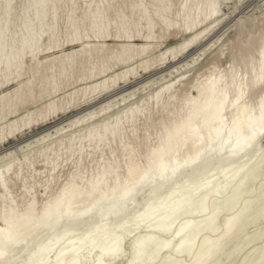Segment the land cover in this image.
Masks as SVG:
<instances>
[{
  "label": "rangeland",
  "instance_id": "rangeland-1",
  "mask_svg": "<svg viewBox=\"0 0 264 264\" xmlns=\"http://www.w3.org/2000/svg\"><path fill=\"white\" fill-rule=\"evenodd\" d=\"M165 2L170 4V7L166 12L165 20H162L156 14L161 4V1L157 0H46L47 7L44 9L45 15L43 14L44 20H42V25L44 24V28L45 26L47 27L45 28L47 31L45 32L46 34L43 33L40 37L38 46L39 50H36L38 52L31 55L26 50L22 54L17 68H12L8 73L3 70H1L2 72L0 71V95H6L5 99L3 98L0 101V111L3 109L2 113H5V111H10L16 107L19 111L16 113L17 116L13 118L26 114V112L31 113L33 118H38L37 115H41L40 119L30 123L21 130L16 131V133L11 137H0V172L6 181V190H2L0 188V195L3 194L4 197V202H0V211L3 210V208L7 209L10 206L13 208L17 207L16 210L21 213L30 202L36 201L34 204H36L35 209L38 212L42 205L48 199L52 198L59 191V189L73 177L79 181V184L81 181L82 184L80 185L84 188V186L86 187L88 180L91 177H94L100 168L105 166L114 165L116 173L121 177L125 174L126 167H124V165L126 166L128 162L136 164L139 163L138 165L142 167L146 162L147 153L152 149V147L154 148L158 145L162 136L161 134L163 133L162 127L168 124L172 119L181 115L185 110V105L187 106L186 108H188L190 97L196 94L193 86L198 85L199 82H203L205 77H207L211 72L216 74L217 72L216 70L214 71V69L218 68V71L227 72L232 67L240 68V59L244 54H246V50L252 46L257 47L264 33V0H224L219 8H222L219 10V19L217 18L216 21L202 23L192 32H186L183 29L180 17L178 16L180 5L184 2V0H165ZM5 4L6 0H0V24L8 22L11 28L10 32L12 33V35L8 36V39H12L13 47L17 48L20 43L21 35L23 34L24 22L28 18L30 21L31 18L33 19L36 14L34 12L36 6L31 5V0H11L10 7L6 12L4 10ZM97 9H103L105 12L107 22L106 26H104L105 32L103 27L100 29L102 31L98 30V28L93 29L91 27L89 18L90 15ZM117 9L120 10L121 14L126 13L130 20L135 17V21L129 29L121 31V29H117L115 27V24H113L111 28L109 27L108 14H115ZM52 18L55 20L53 21ZM69 18L78 26L76 32L72 31V24L69 21ZM85 20L88 21L86 30L84 28ZM142 20L143 24H141ZM148 20L152 25H150V28L147 25ZM27 22H29V20ZM32 22V25L35 24L34 26H36L35 21ZM50 26L54 31H50ZM33 28L35 27H32V31L36 29ZM201 31L202 34L198 37L196 42L185 47L186 50L185 48L183 49L185 51L182 49L180 51L176 50L173 52V55L170 51L169 53L166 51V49L177 46L193 34ZM81 33H83V35H81ZM149 33L150 39L145 38V36ZM78 36L80 37V40ZM72 38L75 39V43ZM41 41L43 43L42 49ZM82 44H90L87 47V51L71 54L72 51L80 48ZM125 44L130 45L131 47L128 49H121L119 47L120 45ZM144 45L146 47L143 50L140 47ZM122 55H132L134 58L127 64H123L119 62V58ZM67 66L69 67V70ZM105 68L106 71L104 74L94 76L100 69ZM0 69H3V66ZM129 69L133 70L132 72H128L126 77L119 81L113 83L111 82L113 76ZM91 73H93V76L88 78ZM196 74L197 76H195ZM53 81L54 83L52 84ZM102 81H106L104 85L102 84ZM94 85H96V87H93ZM166 85L169 86L167 89L158 91V89ZM262 91L263 87L258 88L248 99L255 100L258 96H260ZM188 92L190 95H188ZM153 95H156L155 98ZM8 99H10V101ZM186 101L188 104H186ZM132 108L135 110V112L133 110L135 113L133 119L134 122L130 121V116L132 114L130 109ZM118 115L120 117V126L122 128V134H120L119 137L113 138L114 140L112 138H108L106 139V142L104 141L101 143L88 140V130L94 127V134L101 136L103 134V127L101 126L104 124L103 122H106L107 125H112L114 116ZM7 118L9 119L10 116ZM2 124V121H0V126ZM72 135H74L73 138ZM71 138L72 141H70ZM261 144L264 146V138L261 140ZM131 146L132 149H130ZM261 153V149H257V147H255L237 155L231 163L227 160L215 159L194 169L192 167H185L181 172L180 170L178 171L175 178L167 181L159 187H153L151 184L145 185L134 197L133 201H131V203L129 202V206L122 215H119L114 219L100 217V214L107 209L105 207H108L111 203L119 199L118 194H116L110 200L87 209L83 212V214H78L77 219H75V217L74 221H69V223L71 222L70 224L65 226L62 225L58 231L65 229L64 227L66 226H70L69 228L71 231L69 236L74 239L75 237L77 238L80 235H83L91 228L102 223H107L109 225L108 229L113 230L118 229L119 224L127 222L125 226L130 227L126 229L129 230L127 231L129 234V232H131L130 230L132 229V225L131 222L125 221L126 218L130 219L132 214L141 212L148 204H155L158 200H162L171 187L177 185L181 186V184L191 186L193 183H196L195 180H205L209 175L214 173L222 174L225 172L226 168L231 166L238 167L242 165L245 168H253V166H257L254 168L256 173L252 172L254 169L249 170L253 174L252 177L249 176V178L251 177L252 179H249L250 181L248 185L245 184L246 190H248L246 191L244 187L242 193L240 194L242 197H238V199H236L237 203L232 201L235 203V207H233L234 204L232 203L229 205L230 202H227L228 199H226L229 198L230 193H232L231 190L234 189L235 182L232 181V185L231 183L229 184L231 185L228 188L229 190H225L228 192L224 191L222 194L219 193V195L214 194V196L210 195L211 197H207V199H209L207 200L208 204L205 201V204H207V206L205 205L207 209L205 214H203L205 211L202 213L198 212L199 209L195 211L196 214H191L189 213V209H193V207H187L188 209H183L181 211L182 213L180 212L176 215V219H173L175 224L171 222L172 224L170 225L172 229L170 228V230H175L184 220L190 218H193L195 222H199L202 219L201 217L204 218V216L208 215L214 207L218 206L219 209L225 207V211H223L222 209L224 208H222V211L220 210L222 213L219 212V220L218 218L217 222L215 220V223L217 224L214 223V225H216L215 231H219L218 233L220 234L223 229V225L221 224H223L222 220L224 217L230 214H236V211L238 213L242 209H245L246 212L243 211V217H241L243 220L240 221L243 222L240 223V225H242L241 231L244 232H241L239 229V233L237 232L238 235L234 234L235 236L228 240L226 246L221 249L219 256L217 255L213 261L211 260L210 263H208L224 264L226 257L227 259L231 257L230 260L235 258L233 261H230V263L233 262L232 264L235 262L238 264V262L243 260L245 257L249 260L251 257L248 258V256H251L253 252L249 250L251 247L247 246L246 248V243H248L247 245L249 246L251 243L256 244L253 245L255 247L251 244L254 248V252L257 248H260V251L258 249L256 251V253L259 254V257L256 253H254L257 255V259L256 255L252 256L256 259L254 262L253 258L249 261L245 258L244 261L248 264L255 263V261L258 262L257 260L260 261L263 259L262 256L264 254L261 246V244H264L262 243V240L264 242V236H262L264 235V231L262 232V230H264V178L262 177L264 176V166H262L264 165L262 164L264 163V155ZM129 154L131 156H128ZM257 154H261V156H257ZM123 155L125 159H123ZM182 155H184L183 151L179 153L180 157ZM258 157L260 159H258ZM261 158L263 160H261ZM123 161L125 163H123ZM255 161L256 164L254 163ZM258 163H260V167ZM10 165H12V167ZM9 166L11 168H9ZM19 169L21 171H19ZM256 169L259 170L257 171ZM259 171H261V173ZM261 174L262 176H260V178L259 175ZM253 177L255 179H253ZM253 180H256L255 184ZM111 182L112 178H109L108 183ZM261 182L263 183L261 184ZM257 185L261 190L256 188ZM252 186L254 190L251 189ZM257 190H259V193ZM249 191L252 195L255 191V194L253 196H249ZM181 192L183 191H180L179 194H182ZM246 193H248V195ZM256 194H259L260 196ZM257 196L259 197L257 198ZM211 198L213 200L215 198L218 204L220 203L219 201H222L221 204L223 205L227 203L226 205L228 209H226V205L222 206L219 204V206L215 202L217 204L216 206L213 200L211 201ZM216 198L220 199L218 200ZM245 198L247 201L251 198H254L255 200L251 199L249 204L248 202H245ZM223 199L225 200V203ZM256 199L260 200L257 201ZM253 200L256 206L252 202ZM87 202L88 201L86 200L85 203ZM260 202L261 204H258ZM243 204H246L244 205L246 207H243ZM253 205L254 209L259 207L257 209L259 210L257 213L256 210L254 211L253 207L251 208ZM230 206H232L235 210L233 211ZM239 208L240 210L238 211ZM261 208L262 210H260ZM230 210H232V212ZM247 210L250 211L248 212ZM184 212L189 213V216L191 217H188V214ZM225 212L227 214H224ZM199 213H201V215H199ZM245 213L248 216V218H246L248 221L245 220ZM249 213L252 217L249 216ZM257 214L260 215L258 216L259 219L255 217ZM192 215H194V217ZM253 215L255 216L253 217ZM261 215L263 217H261ZM182 216L184 217L182 218ZM198 218H200L199 221H196ZM252 218L253 220L256 218L255 221L257 222H253L255 225L251 224ZM249 220H251L250 223H248ZM152 223L153 222L150 221L147 223H141L139 226L137 225L136 229L140 232H137L134 228L135 226H133V230L135 231L133 232L132 230L134 233L133 235L131 232L132 236H127L128 234L125 233L126 231L123 232L125 237L127 236L126 239L124 235L122 236L123 240L121 242V248H124L120 249L121 252H119L118 255L119 259L116 257L109 264H133L134 262L130 261L132 257V247L130 244H133L134 240L141 237L144 232L145 235L147 233H151L149 230H152V227H150ZM145 224H148L149 226H146ZM244 224L245 226L250 225L246 228L247 226L245 227ZM37 225L38 223L30 224L26 228L27 230L25 229L20 234V239L18 238L20 242L23 241L24 236L26 237L29 233L31 234ZM144 226H146V228ZM148 227L150 229H148ZM144 228L146 230L143 232ZM174 230L164 232V234L163 232H159V234L158 232L152 231L153 235L158 234V236H160L158 239H161L162 237L165 238V240L161 239L164 242L168 241L171 236L172 239L170 238L169 240L171 247L169 246L165 249V251L164 249L158 251L157 256L161 255V259L159 256L156 257L157 252L152 245L149 249V246L146 247L147 252L145 251L143 259L139 264H167L166 261L170 259L166 258H169L170 255H173L171 258L174 257L175 259H177L176 257L178 255L177 260L179 261L181 259L179 262L182 261L183 263L185 262V264H189L191 259L188 257H191L194 253H190L189 255L184 253H175V249L173 250V248L176 247L178 243L177 240L179 241V239L178 236H174ZM259 230L262 232H260V235L262 234L261 236L257 233ZM202 231L198 235L199 238H196L198 239V242L196 241V246L194 244L196 250L203 235L211 238L218 236V233L216 234L215 231V235L214 232L212 233L208 230L205 231V229ZM51 232V229L48 228V230L44 231L37 237V239H35L34 244L44 241ZM250 233L259 235V241L262 239L260 241L261 243L256 242L258 241L256 240L258 239L257 235V238L255 239V234L252 238V234ZM246 236L249 240L248 242L246 241L247 239L244 238ZM154 237H157V235H154ZM173 237L177 240H174ZM253 239L255 242L252 241ZM161 240L157 241L156 239L157 243H159V241L162 243L163 241ZM240 243L243 244L241 245ZM236 244H238V246ZM253 248H251L252 251ZM83 249L84 250H80L81 252H79V255L81 256H78L81 258H79V263L93 264L94 262L92 261H95V258L97 257L95 255H98V250L95 249L91 252L88 251L87 248ZM124 249L128 252V254H126L127 252H122ZM195 249H192V252H195ZM248 250L252 254L250 253L249 255ZM161 251L162 253L159 254ZM171 251L173 254H171ZM84 252L86 253L85 255L83 254ZM166 252H170V254H167ZM236 252L237 254L235 255ZM27 253L28 250L17 254L12 261H9L6 264H21L26 260ZM53 253L54 251L50 253L47 264L53 263ZM93 253L95 255H93ZM154 253L156 260L154 259V262H152L153 259H151V257L154 258ZM88 254H90L92 258L91 256L88 258ZM123 254L124 256H127L124 257ZM83 255L86 256L84 257L85 260H83ZM260 257L261 259H258ZM128 259L130 262H127ZM20 260L22 261L21 263L19 262ZM104 260L103 262L105 263L107 258ZM114 260L117 261L115 262ZM161 260L164 262H161ZM226 261L228 262L229 260ZM244 261L239 264H246ZM227 262L226 264H228ZM261 262L264 264V259L260 261V263L258 262V264H262ZM136 263L137 262L135 261L134 264Z\"/></svg>",
  "mask_w": 264,
  "mask_h": 264
},
{
  "label": "bare ground",
  "instance_id": "bare-ground-1",
  "mask_svg": "<svg viewBox=\"0 0 264 264\" xmlns=\"http://www.w3.org/2000/svg\"><path fill=\"white\" fill-rule=\"evenodd\" d=\"M10 1L11 0H6V4L4 6V10L6 12L8 11V9L10 7ZM157 1H161V4H160L156 14L158 15V17L160 19L165 20L166 12L169 9L170 4L165 2V0H157ZM223 1L224 0H184V2H182L180 5V11L178 14V16L180 17V20H181V26L183 27V29L186 32H192L198 25H201L202 23L216 21L217 18L219 19V17H220L219 10H221L222 8L221 9H219V8H220V5ZM46 4H47L46 0H31V5L36 6L35 11H34L36 14L34 13L35 15H34L33 19L31 18V21L28 18L24 22L23 34L21 35L20 43H19V46L17 48L13 47L12 39L11 40L8 39V36L12 35V33L10 32L11 28H10L8 22L0 24V68L3 66V69H0V71L3 70L4 72L8 73L10 71L9 69L17 68L19 65L18 63H20L19 62L20 58L22 57V54L26 50L31 55H34L35 52H38L36 50L38 49V46H39L40 37L43 35V33H45L47 31V29H45L47 27L45 26V28H44L43 27L44 24L42 25V20H44L43 16L45 15L44 9H45ZM100 9H97L96 11H94L90 15L89 19H90L91 27L93 29L98 28V30H100L103 27V30H104L105 29L104 26H106V23H107L106 22V15H105V12L103 11V9L102 10H100ZM28 20H29V22H27ZM54 20L55 19H53V21ZM32 21H35L36 26H34L35 24L32 25L33 24ZM69 21L72 24V31L76 32L78 29V26L76 25L75 22H72L73 20H70V18H69ZM167 21H168V19H167ZM149 22L150 21L148 20L147 25L150 28L151 23H149ZM164 23H165V21H164ZM32 27H35L36 29L33 28L35 30L32 31ZM52 27H53V25H52ZM51 28H49L50 31L53 30V28L52 29ZM50 31H48V32H50ZM100 31H102V30H100ZM104 32H105V30H104ZM53 34H54V32H53ZM123 34H124V31H123ZM201 34H202V31L197 32V33L193 34L191 37H189L187 40L178 44L177 46L170 47V48L166 49V51L168 53L170 51L173 55V52H175L176 50H179V51L181 49L183 50L185 47L196 42V40L198 39V37ZM50 36H49V38H50ZM76 36H77V33H76ZM149 37H150V33L145 36V38H149ZM73 38H74V36H73ZM78 38L80 40L79 36H78ZM86 38H87V36H86ZM74 40L75 39H73V41ZM74 43H75V41H74ZM89 45L82 44L80 46V48L72 51L71 54L77 53V52H85V51H87V47ZM119 47L121 49H128L131 46L125 44V45H120ZM145 47L146 46L144 45V46H141L140 48L144 50ZM185 50H186V48H185ZM185 50H183V51H185ZM161 54H162V52H161ZM172 55H171V57H172ZM161 57H163V56H161ZM33 58H34V56H33ZM133 58H134V56H132V55H127V56L122 55L119 58V62H121L123 64H127ZM66 63H67V61H66ZM21 64H22V62H21ZM217 69H214V71L216 70V72H217L216 74L214 72H211L207 77H205L203 82H201V83L199 82L198 85L193 86L194 87L193 89H195L196 94L190 97L188 108H186L187 107L186 105H185V107L183 105L184 109L185 110L187 109V110L186 111L184 110L185 112L183 111V113L181 112L182 113L181 115L172 119L168 124H166L162 127L163 133L162 134L160 133L162 135L161 139H160L158 145L155 146L154 148L152 147V149L147 153L146 162H145V164H143L142 167L138 165L139 163L136 164V163L128 162L126 166L124 165V167H126L125 174L123 177H121V176H119V174L116 173L114 165L105 166L103 168H100L98 173L94 177H91L88 180L86 187L84 186V188L81 187V185H80V184H82V182L80 181V184H79V181L73 177L71 180H69V182L64 184L52 198L48 199L42 205V207L40 208V210L38 212L35 209V206H36V204H34L36 202L35 199H34L35 202H33L31 200L32 202H30L26 206L24 211L21 213L18 210H16L17 207L13 208V207L9 206L7 209H4L2 207L3 210L0 211V264H6L9 261H12V259L15 256H17V254L22 253L26 250H28L27 258L24 262H22L20 260L19 262L20 263L22 262L21 264H47L50 253L53 251H54V253H53L54 254V257H53L54 260H53L52 264H80L79 258L81 256L79 255V252H81L80 250H84L83 248H87L88 251H91V252L95 249L98 250L97 251L98 255H95L93 253V255L97 256L95 258V261H92V262H94L93 264H109V263H111V261L113 259H115L116 257L118 258L119 252H121L120 249L124 248V247L121 248L122 247L121 242L123 240L122 239L123 238L122 236L124 235L123 232L126 231L125 233L128 234L127 231H129V230H126V229L130 228V227L125 226V224L127 222L119 224L118 229H113V230L108 229L109 225L107 223H102V224H99V225L91 228L89 231H87L83 235H80L77 238L75 237L74 239L70 238L71 236H69V233L71 231L69 228L70 226L64 227L65 229H62L61 231H58V229L62 225L65 226L67 224H70L71 222L69 223V221H72V220L74 221L75 219H77L78 214L79 215H80V213L83 214V212H85L87 209H89V208H91L97 204L104 203L105 201L110 200L114 195L118 194L119 199H117L116 201L111 203L108 207H105L107 209L104 210L100 214V217L114 219V218L118 217L119 215H122L126 211L127 207L131 203V201H133L134 197L138 194V192L145 185L151 184L153 187H159V186L165 184L167 181L175 178L176 175L178 174V171L180 170V172H181L185 167H187V168L192 167L194 169V168L199 167L200 165H203V164H205L209 161L215 160V159L225 160V161L227 160V161H229V163H231V162H233V159L237 155L241 154L242 152H245L246 150H249V149L255 148V147H257V149H261V152H262L261 154L264 155V146H263V144H261V140L264 138V33H263V36L261 37V40H260L257 47L252 46L246 50V54H244L242 56V58L240 59V68L232 67L227 72L226 71L225 72L218 71ZM68 70H69V67H68ZM132 70L133 69H131V70L129 69L127 71H123L122 73H120L118 75L113 76L111 79V82L113 83V82H116V81L123 79L124 77H126V74L128 72H132ZM105 71H106V68L100 69L98 72H96V74L94 76L102 75L105 73ZM92 76H93V73H91L88 78H91ZM195 76H197V74ZM105 82L106 81H102V84L104 85ZM53 83H54V81L52 82V84ZM194 83H195V81H194ZM28 84H29V82H28ZM93 87H96V85H94ZM168 87H169L168 85L162 86L160 89H158V91H160L162 89H167ZM260 87H263V91L261 92L260 96H258L255 100L254 99H248L255 92V90H257ZM55 92H56V90H55ZM190 92H191V90H190ZM188 95H190V93ZM155 96L156 95H153L154 98H155ZM5 97H6L5 94H1L0 95V101L3 98L5 99ZM8 100L10 101V99H8ZM183 100H184V97H183ZM186 104H188L187 101H186ZM130 110L132 111V114L130 116V119H131L130 121L134 122L133 119H134L135 110L133 108ZM133 110H134V112H133ZM2 111H3V109L0 111V114H2V115H0V121H2V123H3L0 126V137L1 138L11 137L13 134L16 133V131L21 130L22 128L29 125L30 123L37 121L38 119H40V116H41L39 114V115H37L38 118L35 117L36 118L35 119L32 117L31 113L26 112V114H22V115H19L17 118H13V117L17 116L16 113L19 111V109H17L16 107H14V109H12L10 111L9 110L5 111V113L4 112L2 113ZM47 114H48V111H47ZM8 116H10L9 119L7 118ZM103 123L104 124L101 125L103 127V134L101 136H97L96 134H94V131H93V130H95L94 127L91 126L92 128L90 127L91 128L90 130L87 129L89 132L88 133L89 135L87 134L89 141L92 140V141L97 142V143L98 142L101 143L104 141L106 142L107 141L106 139H108V138L113 139V138L119 137L120 134H122V130H121L122 128L120 126L119 115L114 116L112 125H107L106 122H103ZM132 124H134V123H132ZM120 131H121V133H120ZM73 137H74V135H72V138ZM72 138L70 141H72ZM85 139H86V137H85ZM113 140H112V142H113ZM105 146H106V143H105ZM130 149H132V146ZM181 151H183L184 155H182L180 157L179 153H181ZM52 152H51V154H52ZM130 154L128 156H131ZM261 154L260 155L257 154V156L258 155L261 156ZM128 158H130V157H128ZM123 159H125L124 155H123ZM258 159H260V158L258 157ZM261 160H263V159L261 158ZM144 161H145V159H144ZM257 161H259V160H257ZM123 163H125V162L123 161ZM254 163L256 164V161ZM258 164L260 167V163H258ZM262 164H264V163H262ZM140 165H141V161H140ZM10 166L12 167V165H10ZM10 166H9V168H11ZM102 166H103V164H102ZM262 166H264V165H262ZM256 167L257 166H255V167L253 166V168H248V167L245 168L242 165L238 166V167H235V166L232 167L231 166V167L226 168L225 172L222 174L214 173L212 175H209L205 180H200V181L195 180L196 183H193V185L190 184L191 186H186L187 184L186 185L184 184L185 186L181 184L182 187L178 186V185L173 186L166 193L165 197L162 200H160V201L158 200L159 202L157 201V203H155V204H151V205L148 204L141 212L132 214L130 216V219L128 218L129 220L126 218L125 221L131 222V225H132V229L130 230L131 232L133 230V226H135L134 228L136 229V226L137 225L139 226L141 223H147L150 221L153 222L152 225L150 226V227H152V230H149V231H151V233H147L145 235V232H144L146 230L145 228L150 223H148L147 225L145 224L146 226H144L145 228L143 230V232H144L143 235H145V236L142 235L143 237L141 236V237L136 238L134 240V243L130 244V246L132 247V251L130 250L132 253V254L130 253L132 255L130 261H133L134 263L136 261L139 264L143 259V255L146 251V247L149 246L148 247V249H149V248H151V245L154 247L155 251L157 252L156 257H158V256L160 257L161 255L157 256L158 251H160L162 249H164V251H165L166 248H168L169 246L171 247V245H170L171 243L169 240L171 238L170 233H173V232L169 233L170 238L167 235H165L169 238V240L167 239L168 241H165V242L163 240H161V239L165 240V238H163V237L161 239H158L160 237V236H158V234H154V235H157V237H154L153 232H158V233L163 232V234H164V232L173 231L174 229L170 230V228L172 229V227L170 225V224H172L171 222H173V219L176 217V215H178L183 209H186L187 207H193V209H189V213H191V214H193V213L196 214L195 211H197V209H199L198 212H201V213L205 211L203 213V214H205L206 210H207L206 206L208 204L207 200L209 199V198L207 199V197L210 195L214 196V194L219 195V193L222 194L225 190H229L228 188L232 185V181L235 182L234 189L233 190L230 189L232 191V193H230L231 196L228 194L229 198H226V199H228L227 202H230L229 205L232 203V204H234L233 207H235L236 205L233 202L234 201L236 202L237 201L236 199H238V197H242V196H240V194L242 193L243 188L245 187V184L248 185V183L250 181L249 179H252L251 177H252V174L255 172L254 168H256ZM250 169H254V171L252 170L253 173H251L249 171ZM19 171H21V170L19 169ZM249 172H250V174H249ZM259 172L261 173V171H259ZM8 173H9V171H8ZM255 175L258 176L257 174H255ZM249 176H251V177L249 178ZM260 176H262V174L259 175V177ZM259 177H258V179H259ZM262 177L264 178V176H262ZM109 178H112L111 183H108ZM235 179H236V181H235ZM253 179H255V178L253 177ZM255 181H254V184L256 183ZM234 182H233V184H234ZM263 182H261V184ZM230 183H231V185H229ZM258 185L256 188L260 189V188H258ZM0 188L2 190H6V181H5L4 176L1 174V172H0ZM244 189L246 190V187ZM251 189L254 190L253 186ZM24 190H25V188H24ZM180 191H183V192H181L182 194H179ZM225 192H228V191H225ZM257 192L259 193V190H257ZM246 194L248 195V193H246ZM254 194H255V191H254L253 195ZM263 194H264V192H263ZM224 195H222V196H224ZM228 195H227V197H228ZM243 195L246 197V195L244 193H243ZM250 195H252V194L249 191V196ZM256 195H259V194H256ZM7 196H8V194H7ZM43 196H44V193H43ZM259 196H257V198ZM261 196H263V195H261ZM216 199L219 200L220 198H216ZM251 199H254V198H251ZM251 199L249 201H247V199H246L245 202L249 203L251 201ZM86 200L88 201L87 203H85ZM212 200L213 199L211 198V201ZM254 200L252 201L253 203H254ZM258 200H260V199H258ZM205 201L207 204H205ZM211 201H209V202H211ZM0 202H4L3 194L0 195ZM213 202L217 206L218 203H217V200H215V198H214ZM219 202H220L219 204H221L222 201H219ZM245 202H243V203H245ZM13 203H11V204H13ZM224 203H225V200H224ZM226 204H224V205H226ZM246 204H243V207H246V206H244ZM258 204H261V202ZM221 205L224 206L223 204H221ZM254 205L256 206L255 203H254ZM254 205L251 206V208L253 207V209H254ZM2 206H3V203H2ZM262 206H260V207H262ZM211 207H210V210H211ZM213 207H214V205H213ZM231 207L232 206H230V208ZM233 207L231 209H233ZM248 207H249V205H248ZM222 208H224V209H222ZM222 208L221 209L223 211H225V207H222ZM240 208L238 209V211L240 210ZM262 208L260 210H262ZM221 209H219L218 206L214 207L210 211V213H208V215H205L206 217L205 216H204V218L201 217L202 219L200 221H199L200 218H198V220L196 219V221H199V222H195L193 218H190L191 220L190 219L184 220L180 225H178L177 228L174 230V234H175L174 236H178L179 241L173 237L174 240L176 239L178 242L176 247L173 248V250L175 249V253H177V254L184 253L187 255H189L190 253H194L191 257H188L191 259L189 261L190 262L189 264H209L210 261L211 260L213 261V259H215L217 255L219 256L221 249H223L224 246H226L228 240L231 239V237H234L235 236L234 234L238 235L239 229L241 231L242 225H240V223H243V222H240L243 220L241 217H243L242 216L243 213L246 212L245 209L243 210L241 208L242 210L238 213L236 211V214L235 213L234 214L228 213L230 215H227L222 220L223 224H221V225H223V229L221 227H219L220 229H222L221 233L219 234L218 233L219 231L218 232L215 231L216 225H214V223H215V220L217 222V218L219 220V216H220L219 212ZM226 209H228L227 205H226ZM249 209H250V207H249ZM257 209L256 208L254 209V211L256 210V213H257V211H259ZM234 210L235 209H233V211ZM230 211L232 212V210H230ZM226 212L224 214H227ZM184 213H186V212H184ZM189 213H186V214H188L187 215L188 217H191V216H189ZM201 213H199V215H201ZM220 213H222V212H220ZM251 213H255V212H251ZM181 215H183V214H181ZM244 215L247 216L246 213ZM255 215H253V217ZM184 216H182V218ZM192 216L194 217V215H192ZM246 216H245V220H246V218H248V216L247 217ZM249 216L252 217L251 214ZM258 216H260V215L257 214V216H255V217L258 218ZM261 217H263V216L261 215ZM256 218H255V220H256ZM251 220H252L251 224L255 225L253 223L255 220H253V218ZM251 220H249L248 223H250ZM175 221H179V220H175ZM246 221H248V220H246ZM258 221H260V220H258ZM255 222H257V221H255ZM32 223H38V225L36 226V228L34 229V231L31 234L29 233L28 236H26V237L24 236L23 237L24 239L22 238L23 241L20 242V240H19L20 234ZM173 223L175 224V222H173ZM215 224H217V223H215ZM246 224H247V222H246ZM131 225H128V226H131ZM244 226H245V224H244ZM248 226L246 228H248ZM174 227H175V225H174ZM48 228L51 229V231H52L50 233V235L44 241H40V243L34 244L35 239H37V237L39 235H41L44 231L48 230ZM259 228H261V227H259ZM148 229H150V228L148 227ZM148 229H147V231H148ZM204 229H205V231L208 230L212 233L215 231L216 234L218 233V236L211 238L209 236L203 235V237L199 241V244H198V247L196 250L195 246L198 242L197 241L198 239H196V238H199V236H198L199 233ZM244 230H245V228H244ZM134 231L135 230H133V232ZM263 231L264 230H262V232ZM131 232H129V234L127 236H130V235L132 236L133 232L132 233ZM137 232H140V231L137 230ZM215 232H214V235H215ZM241 232H244V231H241ZM260 232L261 231L259 230V232H257V233H259V235H260ZM202 233H203V231H202ZM71 234H72V232H71ZM137 234H140V233H137ZM250 234H252V233H250ZM250 234H249V236H250ZM254 234H252V236H251L252 238H253ZM133 235H134V233H133ZM256 235L257 234L254 235L255 239L258 237V239H256L258 241H256V242L259 243L262 240L261 239L259 241L260 236L262 234L260 236L257 235V237H256ZM127 236L125 237V235H124L125 239L127 238ZM137 236H139V235H137ZM262 236H264V235H262ZM155 238L157 239V241L161 240L163 242L161 243L159 241V243H157ZM244 238L247 239V236ZM242 240H243V238H242ZM242 240H241V242H242ZM124 241H126V240H124ZM246 241L248 242L249 240L247 239ZM252 241L255 242L254 239ZM262 243H264L263 240H262ZM194 244H195V246H194ZM240 244H239V247H240ZM247 244L248 243H246V248H247V246L253 248V247H255L253 245H256V244L251 243L253 246L252 247L251 244H250V246ZM236 245L238 246V244H236ZM130 246H128V247H130ZM193 246H194V248H193ZM261 246H262L263 251H264V247H263L264 244L263 245L261 244ZM153 247H152V249H153ZM258 247H259V245H258ZM251 248L250 249L248 248V249L251 250V252H253V254L256 253L258 248L256 249L255 252H254V248H253V251ZM262 248H261V250H262ZM154 249H153V251H154ZM192 249H195L196 251L192 252L193 251ZM244 250H245V244H244ZM249 250H248V253L250 255L251 252H249ZM88 251H86V252H88ZM123 251L127 252V251H125V249L122 250V252ZM161 253H162V251L159 254H161ZM166 253L170 254V252L169 253L166 252ZM166 253H165V255H166ZM248 253H247V255H248ZM83 254L85 255L86 253L84 252ZM126 254H128V252ZM171 254H173V252ZM231 254L234 256V254L232 252H231ZM236 254H237V252L235 253V255ZM253 254L251 256H248V258H250V257L253 258L252 256H255L257 253L254 255ZM261 254H262V251H261ZM84 255H83V260H85L84 257H86ZM257 255L259 257V254H257ZM257 255H256V259H257ZM78 256H80V257H78ZM89 256H91V255L88 254L87 257L90 258ZM123 256H124V254H123ZM126 256H124V257H126ZM150 256H149V258H150ZM153 256H154V258L151 257V259H153L152 262H154V259L156 258L155 253ZM172 256L170 255L169 258L165 257L166 259H170V260L166 261L167 264H182L183 263L182 261H181L182 263L179 262L181 259L179 261L177 260L178 255L176 257L177 259H175L174 257L171 258ZM262 257L264 259V254ZM91 258H92V256H91ZM103 258L104 259L107 258V261L105 263L103 262V260H104ZM186 258H187V256H186ZM230 258L227 259V257H226V260H229V261L227 262L225 260L224 264H226V262L229 264L230 261H233L235 259V258L234 259L232 258L230 260ZM241 258H244V257H241ZM245 258L243 260H240V262H238V264L241 263L242 261H244ZM160 259H161V257H160ZM256 259L253 258V262ZM258 259H261V257ZM263 259H261L260 261H262ZM145 260H146V258H145ZM237 260H239V259H237ZM249 260L247 259V261H249ZM130 261L128 259L127 262H130ZM257 261L260 263L259 260H257ZM149 262H151V261H149ZM161 262H164V261L161 260ZM258 262L255 261L256 264H258ZM232 263L233 262H231L230 264H232ZM235 263L237 264V262H235ZM255 263H251V264H255ZM16 264H19V263H16ZM88 264H90V263H88ZM183 264H185V262ZM211 264H213V263H211ZM242 264H244V263H242ZM246 264H248V263H246Z\"/></svg>",
  "mask_w": 264,
  "mask_h": 264
},
{
  "label": "snow or ice",
  "instance_id": "snow-or-ice-1",
  "mask_svg": "<svg viewBox=\"0 0 264 264\" xmlns=\"http://www.w3.org/2000/svg\"><path fill=\"white\" fill-rule=\"evenodd\" d=\"M45 7H47V5H45ZM135 21V17H133L131 20L129 19V17L127 16L126 13L121 14L120 10L117 9L115 14L109 13L108 14V24L109 27L111 28L113 24H115V27L117 29H121V30H127L131 27L132 23ZM141 24H143V20L141 21ZM88 26V21L85 20L84 21V28L85 30L87 29ZM81 35H83V33H81ZM47 38V37H44ZM43 48V43L41 41V49ZM11 70V69H9Z\"/></svg>",
  "mask_w": 264,
  "mask_h": 264
}]
</instances>
